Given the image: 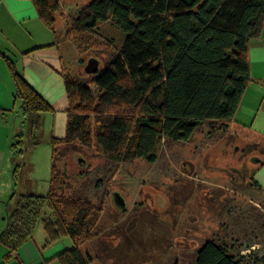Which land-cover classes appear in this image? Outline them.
Instances as JSON below:
<instances>
[{
    "label": "trees",
    "instance_id": "1",
    "mask_svg": "<svg viewBox=\"0 0 264 264\" xmlns=\"http://www.w3.org/2000/svg\"><path fill=\"white\" fill-rule=\"evenodd\" d=\"M32 1L51 27L58 1ZM108 18L126 36L93 74L96 97L88 85L65 77L69 106L64 136L50 137V188L45 195L10 197L13 202L0 233L8 251L30 238L38 223L46 244L65 235L77 238L94 224L98 211L89 202L54 198V162L61 146L75 150L95 144L112 162H154L163 142L188 141L205 120L224 121L228 132L264 144V133L231 120L249 80L247 42L264 24V0H91L72 26L75 32L91 31ZM3 57L22 119L36 124L39 114L52 108L13 61ZM260 158L256 168L264 164ZM250 183L259 186L254 179ZM250 254L234 255L226 243L210 239L197 248L193 264H246ZM57 259L61 264L89 262L77 246Z\"/></svg>",
    "mask_w": 264,
    "mask_h": 264
},
{
    "label": "rangeland",
    "instance_id": "2",
    "mask_svg": "<svg viewBox=\"0 0 264 264\" xmlns=\"http://www.w3.org/2000/svg\"><path fill=\"white\" fill-rule=\"evenodd\" d=\"M57 1L60 38L73 52L70 78L96 97L94 75L83 66L95 56L101 70L126 34L111 18L75 32L72 20L91 0ZM4 116L11 125L14 120L15 133L13 159L0 165V217L12 195L48 193L52 164L50 120L31 124L12 111ZM70 149L58 148L53 195L97 209L94 224L76 238L88 264H193L197 248L210 239L226 243L234 255L251 252L246 264H264V189L250 183L256 164L249 160L264 157V144L228 132L224 121L205 120L188 141L163 142L154 162H112L95 144ZM113 193L123 198L124 209L117 208Z\"/></svg>",
    "mask_w": 264,
    "mask_h": 264
},
{
    "label": "crops",
    "instance_id": "3",
    "mask_svg": "<svg viewBox=\"0 0 264 264\" xmlns=\"http://www.w3.org/2000/svg\"><path fill=\"white\" fill-rule=\"evenodd\" d=\"M56 14L49 27L39 17L32 0H0L1 166L13 159L10 155L13 146L9 144L15 133L14 120L11 125L4 114L12 111L21 116L20 101L14 98V82L3 55L13 61L27 83L51 106V111L39 114V120L51 122L50 137L61 138L65 134L69 106L65 77H71L74 64L72 50L60 38L62 21ZM247 60L249 80L231 120L264 133V24L259 34L247 42ZM253 178L264 189V164L255 169ZM3 211L1 205L0 215ZM5 224L6 214L0 217V233ZM74 246L79 248L76 238L70 235L46 244L43 227L36 226L31 237L14 251H8L0 242V264H61L57 255Z\"/></svg>",
    "mask_w": 264,
    "mask_h": 264
},
{
    "label": "water",
    "instance_id": "4",
    "mask_svg": "<svg viewBox=\"0 0 264 264\" xmlns=\"http://www.w3.org/2000/svg\"><path fill=\"white\" fill-rule=\"evenodd\" d=\"M99 63L100 60L97 57L90 56L87 58L86 63L83 66V71L86 74H96L99 71ZM249 160L253 164H257L261 161V158L258 155H252L249 157ZM113 199L117 208H119L120 210L124 209L125 202L123 198L120 195H118V193H113Z\"/></svg>",
    "mask_w": 264,
    "mask_h": 264
}]
</instances>
